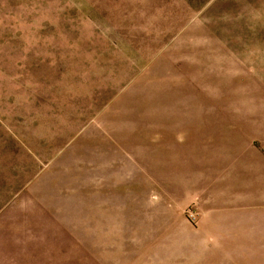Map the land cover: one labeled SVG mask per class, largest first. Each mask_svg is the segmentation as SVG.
<instances>
[{
    "label": "rangeland",
    "instance_id": "rangeland-1",
    "mask_svg": "<svg viewBox=\"0 0 264 264\" xmlns=\"http://www.w3.org/2000/svg\"><path fill=\"white\" fill-rule=\"evenodd\" d=\"M0 264H264V0H0Z\"/></svg>",
    "mask_w": 264,
    "mask_h": 264
},
{
    "label": "built area",
    "instance_id": "built-area-1",
    "mask_svg": "<svg viewBox=\"0 0 264 264\" xmlns=\"http://www.w3.org/2000/svg\"><path fill=\"white\" fill-rule=\"evenodd\" d=\"M189 213V217L191 218V219H193L194 220V218H195V215H194V213L193 212H188Z\"/></svg>",
    "mask_w": 264,
    "mask_h": 264
}]
</instances>
